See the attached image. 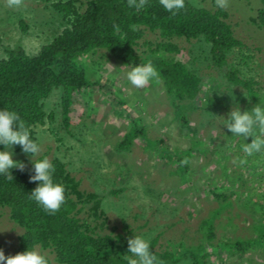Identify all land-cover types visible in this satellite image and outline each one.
<instances>
[{"label":"rangeland","instance_id":"374dc122","mask_svg":"<svg viewBox=\"0 0 264 264\" xmlns=\"http://www.w3.org/2000/svg\"><path fill=\"white\" fill-rule=\"evenodd\" d=\"M187 1L217 8L215 0ZM261 7V0H227L224 9L235 36L254 51L256 58L249 74L255 75L264 92V29L256 20ZM20 20L29 25L25 34ZM59 29L58 15L41 0H20L19 4L0 0V59L7 57V48L17 45L30 55L37 54ZM180 46L184 47V62L203 75L209 71L208 46L203 40L180 41ZM151 60L156 64L158 58ZM92 70L90 78L98 85L76 95L68 127L57 91L46 103L54 118L39 126L36 133L41 156L50 161L60 159L81 182L82 190L103 197L108 222L107 228L98 230L109 233L115 229L130 238L142 235L150 244L156 239L154 249L179 258L177 264H196L192 253L200 264H264V246L260 244L252 243L244 252L232 251L237 241L255 237L258 230L254 224L264 219V154L246 157L240 151L242 138H231L232 133L223 126L222 116L227 118L235 104L232 97L238 100L242 91L228 90L216 77H205L209 99L204 110H192L191 104H184L176 111L162 81L158 86L136 89L122 74L128 67L114 58H104ZM220 96L226 98L224 105L217 99ZM244 96L241 109L254 107ZM129 112L141 118L139 129L144 134L129 151L118 152L117 142L131 128ZM184 113L190 120L187 129L177 120ZM8 150L14 152V160L32 162L31 155L23 153L19 145ZM186 151L191 157L183 167L179 160ZM245 157L246 162L241 163ZM83 217L88 223L92 221L87 215ZM207 220L212 221L215 232L209 241L205 236ZM22 233L23 228L4 209L0 248L5 256L16 254ZM38 250L49 257L50 264H60L52 252Z\"/></svg>","mask_w":264,"mask_h":264},{"label":"trees","instance_id":"16d2710c","mask_svg":"<svg viewBox=\"0 0 264 264\" xmlns=\"http://www.w3.org/2000/svg\"><path fill=\"white\" fill-rule=\"evenodd\" d=\"M41 1L58 15L60 29L54 31L52 39L37 54L30 55L17 45L7 48V57L0 59V109L16 110L31 125L37 140L36 129L54 118L46 110L47 101L55 92L60 93L61 114L67 128L76 95L98 85L90 74L92 67L104 58H114L128 68L158 58L155 66L176 111L184 104H191L192 110H204V102L209 99L204 80L212 76L223 82L226 89L242 91L243 95L238 96L240 103L246 101L244 93L248 99L247 95L251 96L254 106L259 100L255 95L264 98L262 85L255 75L249 74L256 58L254 51L235 36L225 9L194 6L185 0V9L173 17L159 6V0H147L146 8L139 12L128 7V0ZM261 2L256 20L264 29V0ZM117 25L119 31L114 27ZM20 27L24 34L29 30L25 20H20ZM200 40L208 46L209 71L205 76L183 61L184 47L180 46V41ZM217 99L222 105L226 102L224 97ZM129 116L131 128L117 142L118 152L129 151L144 134L139 129L141 118L132 112ZM177 120L183 128L190 125L186 113ZM190 151L181 152L179 161L183 167L190 160ZM24 162L23 171L13 169L14 180L0 177V216L8 209L11 219L23 228L16 254L35 245L52 252L60 264H125L122 256L127 254L130 237L117 234L115 229L109 233L98 230L107 228L108 222L103 197L82 190L81 182L67 169V164L54 159L51 162L56 167V178L65 185L66 201L55 214H48L28 198L37 182L30 181L32 162ZM84 215L92 221L88 223ZM204 224L206 240L214 239L212 221ZM254 228L258 230L255 237L237 241L232 251L244 252L252 243L264 246V219ZM156 243L155 239L150 247L165 264L178 263L179 258L168 251H156ZM192 257L200 264L196 253Z\"/></svg>","mask_w":264,"mask_h":264},{"label":"clouds","instance_id":"9594fccd","mask_svg":"<svg viewBox=\"0 0 264 264\" xmlns=\"http://www.w3.org/2000/svg\"><path fill=\"white\" fill-rule=\"evenodd\" d=\"M11 2L19 4L20 0ZM215 5L224 9L227 0H215ZM146 6L147 0H128V7L137 12ZM159 6L175 17L185 9L186 3L185 0H159ZM114 27L119 31L118 25ZM122 74L128 84L136 89H143L149 84L158 86L161 83V73L150 59L131 65ZM255 96L259 98L258 103L247 110H242L240 102L233 96L234 106L227 113V118L222 116L223 126L232 133L231 138H242L240 151L246 157L264 154V98ZM249 138L251 142H246ZM15 145H19L22 152L30 154L32 158L30 181L37 182V186L28 194V198L46 213L55 214L66 201L65 185L56 178L55 165L47 156L40 155L41 145L33 137L31 125L16 110L5 107L0 109V177L8 181L14 180L13 169L23 171L26 167L24 161L14 160V152L8 150ZM246 157L241 158L240 162L245 163ZM122 259L125 264H165L150 247V241L137 234L128 240L127 254ZM0 264H50V259L35 245L9 256H5L4 250L0 248Z\"/></svg>","mask_w":264,"mask_h":264}]
</instances>
